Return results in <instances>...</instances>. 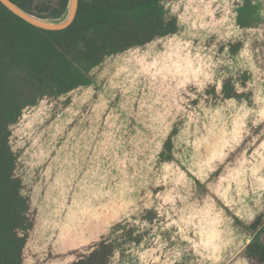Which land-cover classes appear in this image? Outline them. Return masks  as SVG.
Returning <instances> with one entry per match:
<instances>
[{
	"label": "rangeland",
	"instance_id": "obj_1",
	"mask_svg": "<svg viewBox=\"0 0 264 264\" xmlns=\"http://www.w3.org/2000/svg\"><path fill=\"white\" fill-rule=\"evenodd\" d=\"M245 1L216 2V24L220 16L228 17L217 32L238 30L230 39L236 59L227 49L214 48L219 60L228 52L231 67L240 70L237 75L225 73L216 56L203 52L179 57L191 66L190 73L174 59L176 68L167 66L159 79L137 76L140 70L150 72L149 64L111 60L123 73L116 79L108 77L69 96L45 97L25 109L11 141L21 155L16 172L25 180L23 192L37 189L42 177H52L57 189L65 188L68 176L83 177L85 170L89 186L96 183L105 194L116 195V218L130 220L145 241L132 248L138 264H217L228 255L223 264H257L245 251L254 235L239 240L224 206L250 210L248 199L264 175V0H248L252 10L244 20L250 24L240 28L235 10ZM123 57L129 56L117 58ZM226 78L244 81L237 96L220 93ZM133 84L137 88L132 91ZM173 128L177 132L172 140L180 148L177 161H160L156 154ZM71 143L83 145L86 158H66ZM104 151L107 158L96 157ZM87 212L91 215L92 208ZM35 213L31 208L30 216ZM256 236L263 241L262 228Z\"/></svg>",
	"mask_w": 264,
	"mask_h": 264
},
{
	"label": "trees",
	"instance_id": "obj_2",
	"mask_svg": "<svg viewBox=\"0 0 264 264\" xmlns=\"http://www.w3.org/2000/svg\"><path fill=\"white\" fill-rule=\"evenodd\" d=\"M12 1L48 19L61 17L68 3V0ZM216 2L78 0L73 21L57 30L34 26L0 2V264H112L113 260L138 264L132 248L145 241L137 237V228L130 220L116 218L115 209L119 206L115 203L116 195L105 194L96 183L93 188L89 186L85 170L83 177L68 176L62 184L65 188L57 189L60 185L51 181L52 177H42L37 189L30 194L23 192L25 180L16 172L21 155L19 151L15 154L11 146L14 127L25 109L36 107L45 97L69 96L94 83L102 84L108 77L116 79L122 73L116 68L121 62L149 64L150 72L140 70L137 76L159 79L163 70L176 68L174 59L180 62L176 63L178 68L190 73L191 66L179 61L185 54L193 57L195 52H203L219 60L214 48L217 47L221 52L230 51L235 60L230 39L237 36L238 30L224 28L222 33L217 32L226 27L228 17L223 20L220 16L216 24L219 5ZM250 10L248 0L237 6V27H249L244 18ZM227 53L219 63L225 73L237 75L240 70L231 67L234 60L228 61ZM120 56L129 57L118 60ZM121 70L126 71L123 67ZM168 77L172 78V73ZM241 84L242 79L226 78L220 93L224 98L235 97ZM136 88L133 84L132 91ZM90 106L86 107L87 112ZM81 114L86 120V115ZM176 132L173 128L162 140L156 154L160 161H177L180 148L172 140ZM65 154L66 158L87 156L83 145L77 148L72 143ZM96 157L107 158L105 151ZM76 163L82 170V160ZM258 178L260 182L257 179L248 199L250 210L240 208L236 212L227 204L224 206L230 211L232 228L239 240L254 235L245 246L247 256L257 264H264V239L256 236L261 228L264 231V175ZM195 183L204 187L196 179ZM110 199L112 205L108 206ZM31 208L36 209L34 217L30 216ZM91 208L90 215L87 210ZM228 258L229 255L225 259ZM225 259L217 264H223Z\"/></svg>",
	"mask_w": 264,
	"mask_h": 264
},
{
	"label": "water",
	"instance_id": "obj_3",
	"mask_svg": "<svg viewBox=\"0 0 264 264\" xmlns=\"http://www.w3.org/2000/svg\"><path fill=\"white\" fill-rule=\"evenodd\" d=\"M0 2L8 8L12 13L20 17L21 19L25 20L26 22L40 27L44 29L49 30H57L62 29L68 26L74 19L77 7H78V0H68L66 10L63 13V15L59 18H62L65 16V18L62 21H56L57 19H48V18H41L38 17L20 6H18L16 3H14L12 0H0Z\"/></svg>",
	"mask_w": 264,
	"mask_h": 264
}]
</instances>
